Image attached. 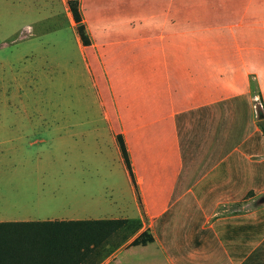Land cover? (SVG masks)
<instances>
[{"label":"crops","instance_id":"0c3cea01","mask_svg":"<svg viewBox=\"0 0 264 264\" xmlns=\"http://www.w3.org/2000/svg\"><path fill=\"white\" fill-rule=\"evenodd\" d=\"M78 6L80 55L105 126L125 145L136 213L71 191L57 212L0 220L139 218L98 264H264V137L254 134L264 113V0Z\"/></svg>","mask_w":264,"mask_h":264},{"label":"rangeland","instance_id":"374dc122","mask_svg":"<svg viewBox=\"0 0 264 264\" xmlns=\"http://www.w3.org/2000/svg\"><path fill=\"white\" fill-rule=\"evenodd\" d=\"M77 29L60 0H0V217L57 212L71 191L114 214L136 213Z\"/></svg>","mask_w":264,"mask_h":264},{"label":"trees","instance_id":"16d2710c","mask_svg":"<svg viewBox=\"0 0 264 264\" xmlns=\"http://www.w3.org/2000/svg\"><path fill=\"white\" fill-rule=\"evenodd\" d=\"M67 3L77 22V32L85 41L79 23L78 0H67ZM193 111H182L177 114V119L181 114ZM257 112L260 114L262 110L258 108ZM258 123L260 129L254 134L264 137V113ZM117 140L129 168L125 145L119 134ZM261 213L264 215V208ZM140 224L137 217L0 220V264H98ZM258 227L264 233V220Z\"/></svg>","mask_w":264,"mask_h":264}]
</instances>
